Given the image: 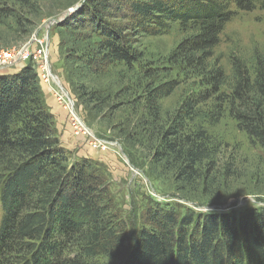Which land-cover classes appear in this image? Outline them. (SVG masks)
I'll use <instances>...</instances> for the list:
<instances>
[{"label": "trees", "instance_id": "obj_1", "mask_svg": "<svg viewBox=\"0 0 264 264\" xmlns=\"http://www.w3.org/2000/svg\"><path fill=\"white\" fill-rule=\"evenodd\" d=\"M24 5L29 0L19 12ZM255 10L264 14V0H85L55 30L70 63L68 82L81 98L89 95L79 84L85 75L132 69L142 59L136 37L173 27L184 35L168 61L194 71L201 86L182 100L160 142L167 158L186 163L184 173L209 156L207 130L196 121L214 125L227 114L264 151V58L230 55L228 70L216 58L225 26L239 12ZM18 11L0 8V27L21 39L35 22ZM178 86L170 80L147 88L153 119ZM70 159L44 104L36 65L0 73V264H264V207L180 211L153 202L140 227L135 218L128 226L102 166Z\"/></svg>", "mask_w": 264, "mask_h": 264}, {"label": "rangeland", "instance_id": "obj_2", "mask_svg": "<svg viewBox=\"0 0 264 264\" xmlns=\"http://www.w3.org/2000/svg\"><path fill=\"white\" fill-rule=\"evenodd\" d=\"M84 1L29 0V6L24 5L19 12L22 0H0V8L10 6L23 18H33L35 22L30 35L21 39L13 30L0 27V36L6 38L5 44L0 40V57L1 51L26 44L32 45L33 51L47 52L49 73L57 77L70 98V110L74 116L54 100L53 91L59 88L56 80L50 78L49 82H43L39 78L44 104L54 118L59 144L71 153L70 164L84 158L102 166L117 200L120 220L128 226L135 218L140 227L141 213L153 202L177 205L180 211L185 208L214 211L225 207L226 210L243 211L264 207V151L227 114L214 125L206 124L205 120L195 122L196 127L202 125L207 130L210 139L209 156L196 171L182 173L186 163L175 155L167 158L166 152H161L165 125L171 123L182 100L201 86L194 71L181 69L168 61L172 50L184 38L176 27L165 35L136 37L135 48L142 59L132 69L116 67L102 76L85 75L86 79L79 84L89 95L79 97L80 93L68 82L70 63L66 62L60 47L56 25L50 26L48 35L40 28ZM6 22L11 23L8 19ZM44 37L47 44L41 49L37 41ZM43 55L37 58L38 64ZM79 55L78 50L71 59L76 61L74 59ZM230 55L247 61L255 56L264 58L263 12H239L225 26L216 58L227 70ZM18 68L0 66V73H13ZM170 80H176L179 86L160 101L159 119L155 120L145 107V91L149 86ZM53 105L63 112L64 119L61 120V112H52Z\"/></svg>", "mask_w": 264, "mask_h": 264}, {"label": "built area", "instance_id": "obj_3", "mask_svg": "<svg viewBox=\"0 0 264 264\" xmlns=\"http://www.w3.org/2000/svg\"><path fill=\"white\" fill-rule=\"evenodd\" d=\"M37 43L40 45L41 49L43 48V45L47 44L45 43V37L43 38V40L37 41ZM31 47L32 45L26 44L17 49L14 48L11 50L1 51L0 66L3 68H8L9 66H17L20 67L17 69V71H19L23 69L28 62H32L36 65L39 78L43 80V82H49V79L51 78L49 75V65L46 59H44L46 58V52L40 49L33 51ZM43 53L44 58L42 59L40 64H38L37 58L40 57V55ZM0 71L2 70L0 69ZM53 94L54 99L56 100L58 105L70 110V101L64 96V94L59 88L57 89V91L54 90Z\"/></svg>", "mask_w": 264, "mask_h": 264}, {"label": "water", "instance_id": "obj_4", "mask_svg": "<svg viewBox=\"0 0 264 264\" xmlns=\"http://www.w3.org/2000/svg\"><path fill=\"white\" fill-rule=\"evenodd\" d=\"M81 6H82V3H81V4H78V5H75V6L71 7V8H69V9H68L67 11H65V12H64V13H63L58 19H56V20H51L49 23L43 25V26L40 28V30H46V33H47V35H48V33H49V29H50V26H51V25H53V24H55V25H59V24H60L61 22H63L67 17H69L72 13L78 11V10L80 9ZM36 33H37V32H36ZM36 33H35V34H36ZM51 77H52V79H55V80H56L57 86H59V88H60L61 86H60V83H59L57 77L54 76V75H51ZM61 90H62V92L65 93L66 98L70 101V98H69V96L67 95V93L65 92L64 88L61 87ZM70 103H71V102H70Z\"/></svg>", "mask_w": 264, "mask_h": 264}, {"label": "crops", "instance_id": "obj_5", "mask_svg": "<svg viewBox=\"0 0 264 264\" xmlns=\"http://www.w3.org/2000/svg\"><path fill=\"white\" fill-rule=\"evenodd\" d=\"M15 72H17V70H16ZM15 72H13V73H15ZM54 100H55V99H54ZM54 102H55V101H54ZM51 109H52V112L55 113V114L58 113V112H61L60 109L57 108V107L54 106V105L51 107ZM62 119H64V117H63V112H61V120H62Z\"/></svg>", "mask_w": 264, "mask_h": 264}, {"label": "bare ground", "instance_id": "obj_6", "mask_svg": "<svg viewBox=\"0 0 264 264\" xmlns=\"http://www.w3.org/2000/svg\"><path fill=\"white\" fill-rule=\"evenodd\" d=\"M46 53H47V52H46ZM44 59H46V58H44ZM49 75H51V74H49ZM50 77H51V76H50ZM51 78H52V77H51ZM63 94H64V96L66 97V95H65V93H64V92H63ZM69 113H70V114H72V113H73V111H71V110H70V111H69ZM72 115H73V114H72ZM73 116H74V115H73ZM78 123H79V122H78ZM79 125L81 126V124H80V123H79ZM81 127H82V126H81Z\"/></svg>", "mask_w": 264, "mask_h": 264}]
</instances>
